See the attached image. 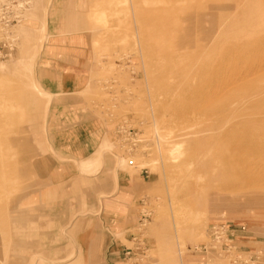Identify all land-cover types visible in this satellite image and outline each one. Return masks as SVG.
Returning <instances> with one entry per match:
<instances>
[{
  "label": "rangeland",
  "instance_id": "374dc122",
  "mask_svg": "<svg viewBox=\"0 0 264 264\" xmlns=\"http://www.w3.org/2000/svg\"><path fill=\"white\" fill-rule=\"evenodd\" d=\"M263 61L264 0H0V264H264Z\"/></svg>",
  "mask_w": 264,
  "mask_h": 264
},
{
  "label": "bare ground",
  "instance_id": "6f19581e",
  "mask_svg": "<svg viewBox=\"0 0 264 264\" xmlns=\"http://www.w3.org/2000/svg\"><path fill=\"white\" fill-rule=\"evenodd\" d=\"M44 27H45V26H44ZM223 49H226V51H227V48H226V47H225V48H222V50H223ZM228 50H229V49H228ZM218 51H219V50H218ZM219 53H220V52H219ZM216 54H217V53H216ZM212 57H213V56H212ZM209 59H211V58L209 57ZM202 61H203V60H202ZM208 61H209V60H208ZM209 62H210V61H209ZM204 63H205V62H204ZM198 65H199V64H198ZM202 65H203V64H202ZM206 65H209V63L206 64ZM232 65H234V64L232 63ZM203 66H204V65H203ZM203 66H202V67H203ZM262 66L264 67V61L260 63V67H262ZM231 67H233V66H231ZM230 70H231V69H230ZM234 70H235V69H234ZM207 72H208V71H207ZM210 72H211V71H210ZM233 73H235V72H233ZM230 74H231V73H230ZM211 76H212V75H211ZM216 77H217V76H216ZM220 77L223 78L224 76H223V77L220 76ZM214 78H215V77H214ZM234 79H235V78H234ZM214 80H215V79H214ZM223 81H224V80H223ZM225 81H226V80H225ZM218 82H219V81H218ZM220 82H221V81H220ZM220 82H219V83H220ZM222 84H224V83H221V85H222ZM231 84H232V83H231ZM231 84H230V85H231ZM222 88H223V87H222ZM239 89H240V88H239ZM224 90H226V89H224ZM202 94H203V93H202ZM224 94H225V93H224ZM216 100H218V99H216ZM203 101H204V100H203ZM10 142H11V141H10ZM10 145L14 146V145L12 144V142H11ZM6 147L8 148V146H6ZM6 150H7V149H6ZM0 152H1V151H0ZM5 152H7V151H5ZM1 159H2V158H1ZM4 165H5V164H4ZM19 165H20V164H19ZM81 166H82V165H81ZM81 166H80V167H81ZM6 167H7V165H6ZM0 168H1V167H0ZM12 168H13V167H12ZM16 168H17V167H16ZM4 169H5V168H4ZM15 170H16V169H15ZM81 170H82V169H81ZM1 173H2V172L0 171V174H1ZM4 174H5V173H4ZM84 174H86V173H84ZM262 178H263V177H262ZM258 179H259V178H258ZM263 179H264V178H263ZM1 186H2V183H0V187H1ZM20 198H21V201H27V199H28V193L22 195Z\"/></svg>",
  "mask_w": 264,
  "mask_h": 264
},
{
  "label": "crops",
  "instance_id": "0c3cea01",
  "mask_svg": "<svg viewBox=\"0 0 264 264\" xmlns=\"http://www.w3.org/2000/svg\"><path fill=\"white\" fill-rule=\"evenodd\" d=\"M50 81V80H49ZM50 83V82H49ZM50 85H51V83H50Z\"/></svg>",
  "mask_w": 264,
  "mask_h": 264
}]
</instances>
